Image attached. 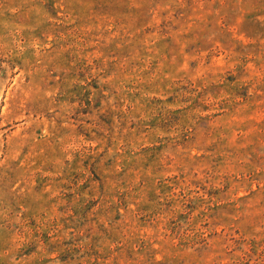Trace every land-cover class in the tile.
Masks as SVG:
<instances>
[{"label":"rangeland","instance_id":"rangeland-1","mask_svg":"<svg viewBox=\"0 0 264 264\" xmlns=\"http://www.w3.org/2000/svg\"><path fill=\"white\" fill-rule=\"evenodd\" d=\"M0 264H264V0H0Z\"/></svg>","mask_w":264,"mask_h":264}]
</instances>
